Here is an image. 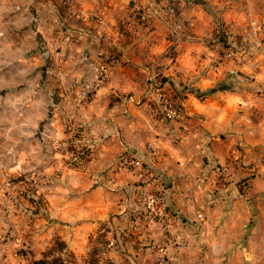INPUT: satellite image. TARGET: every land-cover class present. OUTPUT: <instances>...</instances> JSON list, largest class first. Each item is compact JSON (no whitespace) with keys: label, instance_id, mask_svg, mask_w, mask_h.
I'll list each match as a JSON object with an SVG mask.
<instances>
[{"label":"clouds","instance_id":"9594fccd","mask_svg":"<svg viewBox=\"0 0 264 264\" xmlns=\"http://www.w3.org/2000/svg\"><path fill=\"white\" fill-rule=\"evenodd\" d=\"M41 249L264 264V0H0V264Z\"/></svg>","mask_w":264,"mask_h":264},{"label":"crops","instance_id":"0c3cea01","mask_svg":"<svg viewBox=\"0 0 264 264\" xmlns=\"http://www.w3.org/2000/svg\"><path fill=\"white\" fill-rule=\"evenodd\" d=\"M123 32H128V29L127 28H123L122 29ZM113 56H117V52H113ZM118 58V57H117ZM118 70L119 71H127L126 69H120L118 67ZM169 76L167 75V73H163L160 77V83H159V86H161L160 88L162 89V91L166 94L167 93V85L169 84ZM225 138L224 137H218L217 140L215 141V144L220 147L222 146V150L224 152H229V148L227 147V145H224L223 142H224ZM231 151L234 153L235 151H237V149L233 148L231 149ZM232 159H235V156L233 155L231 157ZM88 201H84V204H85V209L87 210V205H88ZM77 227L78 229H82V230H85L87 231L89 228H90V225L89 223L85 220L83 222H79L77 224ZM88 234H91V232H89ZM127 236V234H125ZM133 239H135V236H133Z\"/></svg>","mask_w":264,"mask_h":264},{"label":"rangeland","instance_id":"374dc122","mask_svg":"<svg viewBox=\"0 0 264 264\" xmlns=\"http://www.w3.org/2000/svg\"><path fill=\"white\" fill-rule=\"evenodd\" d=\"M158 86H159V85H158ZM88 238H89V239H97L96 237L92 236L91 234H88ZM66 246H67V241L64 240V239L60 236V234L58 233V238H57V240H56L55 247H56L57 249H59V250L62 251L63 248L66 247ZM22 254H23L24 256H28L30 253H29L28 250H23V251H22ZM43 254L46 255V258H47V259H52V258L56 257V256L53 255V250H52V249H49V250L46 251V252H45L43 249H41V255L43 256ZM31 255H32L33 260L38 259V258L36 257V254H35V253H31ZM74 255H75V254H74Z\"/></svg>","mask_w":264,"mask_h":264},{"label":"trees","instance_id":"16d2710c","mask_svg":"<svg viewBox=\"0 0 264 264\" xmlns=\"http://www.w3.org/2000/svg\"><path fill=\"white\" fill-rule=\"evenodd\" d=\"M43 259L33 260L34 264H61V261L58 257H54L52 259H47L46 255L43 254Z\"/></svg>","mask_w":264,"mask_h":264},{"label":"built area","instance_id":"2783aa9c","mask_svg":"<svg viewBox=\"0 0 264 264\" xmlns=\"http://www.w3.org/2000/svg\"><path fill=\"white\" fill-rule=\"evenodd\" d=\"M161 86H158V91H160L161 93H164L163 91H162V89L160 88ZM165 94V93H164ZM167 94V93H166Z\"/></svg>","mask_w":264,"mask_h":264}]
</instances>
